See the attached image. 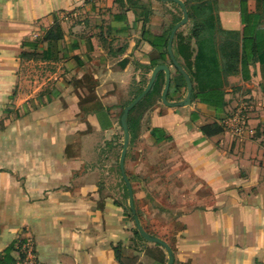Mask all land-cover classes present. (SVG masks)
Masks as SVG:
<instances>
[{"label": "crops", "instance_id": "0c3cea01", "mask_svg": "<svg viewBox=\"0 0 264 264\" xmlns=\"http://www.w3.org/2000/svg\"><path fill=\"white\" fill-rule=\"evenodd\" d=\"M213 4L211 16L187 8L172 39L189 96L154 47L182 19L177 2L0 0V264L168 263L164 246L136 233L110 168L123 110L160 63L169 104L160 70V92L127 116L125 165L133 130L136 149L172 143L188 195L176 205L136 191L141 226L169 245L172 264H264V0ZM238 108L240 130L227 123ZM212 122L223 130L202 133Z\"/></svg>", "mask_w": 264, "mask_h": 264}, {"label": "rangeland", "instance_id": "374dc122", "mask_svg": "<svg viewBox=\"0 0 264 264\" xmlns=\"http://www.w3.org/2000/svg\"><path fill=\"white\" fill-rule=\"evenodd\" d=\"M162 82L163 78L154 83V87L151 89L149 94L159 93L160 89L162 88ZM137 110L138 111L132 115V120L134 119L137 121V119L140 117L141 111L139 109ZM138 135L139 134L137 131L133 130V138L131 140L132 144L129 151L131 166H129L128 169L126 168L124 160V168L130 181L133 194L135 193L136 196V191L140 194L138 197L139 201L142 196H144V198L146 197L142 194L141 190L147 189L148 193L146 195L149 199L158 197L160 199L173 201L176 205H183L184 196H187L188 192H186L187 187H184L181 177L174 175V165H179V167H182L183 163H181L182 161L175 162L176 164L174 163V160L179 159V156L175 153H172L173 151H171V146H173V144L167 142L148 143L143 141L141 144L142 150L136 149L135 146L138 144L135 142ZM120 144L121 142H118V146L116 145V148H114L113 152H111L112 157L110 160V168H112L114 171V178L116 176V180H118L122 188H124V200L128 202V189L122 177L119 165V157L121 153ZM139 158L145 162L143 165V168H145L143 173H135L136 166H134V164ZM137 211L138 210L135 208L136 214ZM170 211L173 213L179 212L181 211V208H176Z\"/></svg>", "mask_w": 264, "mask_h": 264}, {"label": "water", "instance_id": "95a60500", "mask_svg": "<svg viewBox=\"0 0 264 264\" xmlns=\"http://www.w3.org/2000/svg\"><path fill=\"white\" fill-rule=\"evenodd\" d=\"M171 1H174V2H177L181 9H182V12H183V17L182 19L177 22L171 29V32L169 34V37H168V40H167V50H168V53H169V56H170V59L171 61L173 62V64L175 66H177L179 68V70L182 72V74L184 75V78L186 80V84H187V87H188V95L191 96V92H192V85H191V81H190V78L188 76V74L181 68V66L179 65L178 61L176 60L174 54H173V51H172V39H173V36H174V33H175V30L176 28L181 25L182 23L186 22L187 21V18H188V11H187V7H186V4L183 0H171ZM160 70H164L165 74H166V82H165V86H164V89H163V92H162V101L165 103V104H169V102L167 101V98H166V94H167V91H168V88H169V84H170V69H169V66L167 64H164V63H160L158 65H156L153 70H152V73H151V76H150V79L147 83V85L145 86V88L142 90V92L137 95L123 110V113H122V126H123V129H124V140H123V145H122V150H121V153H120V157H119V165H120V170H121V174H122V177L126 183V186H127V189H128V194H129V197H128V203H129V207L131 209V212L133 214V217H134V221H135V224H136V227H137V230L138 232L146 239L150 240V241H153V242H156L162 246H164L169 254V260H168V263L167 264H172V260H173V253H172V250L171 248L169 247V245L164 241L162 240L161 238L157 237V236H151L149 235L145 230L144 228L141 226L140 222H139V219H138V216L135 212V207H134V198H133V191H132V187H131V184H130V181L128 179V176L126 174V171H125V168H124V160H125V155H126V150H127V146H128V142H129V130H128V125H127V116L129 114V111L139 102V100H141L144 95L150 90V88L152 87L156 77H157V74Z\"/></svg>", "mask_w": 264, "mask_h": 264}, {"label": "trees", "instance_id": "16d2710c", "mask_svg": "<svg viewBox=\"0 0 264 264\" xmlns=\"http://www.w3.org/2000/svg\"><path fill=\"white\" fill-rule=\"evenodd\" d=\"M122 2L123 0H117ZM214 1L215 0H185V4L187 5L188 10L192 11L193 14H196L197 16L212 15L211 12L214 10ZM209 19L213 20L214 18L208 17ZM212 23V22H211ZM151 27L158 28L156 25L148 24ZM211 25H214L213 23ZM162 30L161 36H159L158 43L154 44V47L160 52L162 59H164L165 54L167 52V40L170 33L171 26H165L160 28ZM151 65H155L153 62ZM163 72L160 71L158 75H162ZM154 85V84H153ZM154 86H152L153 88ZM151 88V89H152ZM151 89L149 90L148 94L151 92ZM143 88H139L136 92V96L139 95L142 92ZM198 97H200L199 93L197 94ZM202 99V97H200ZM223 130L222 126L218 124L217 122L207 123L201 126V131L204 134H217ZM136 233L140 235L138 230H136Z\"/></svg>", "mask_w": 264, "mask_h": 264}, {"label": "built area", "instance_id": "2783aa9c", "mask_svg": "<svg viewBox=\"0 0 264 264\" xmlns=\"http://www.w3.org/2000/svg\"><path fill=\"white\" fill-rule=\"evenodd\" d=\"M232 128L240 130L244 126L243 112L241 108L236 109L228 118L227 122Z\"/></svg>", "mask_w": 264, "mask_h": 264}]
</instances>
